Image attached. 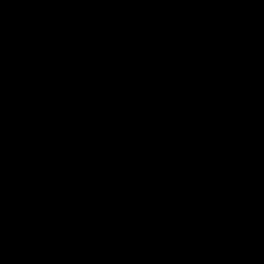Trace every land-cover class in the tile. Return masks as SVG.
<instances>
[{
	"label": "water",
	"instance_id": "obj_1",
	"mask_svg": "<svg viewBox=\"0 0 264 264\" xmlns=\"http://www.w3.org/2000/svg\"><path fill=\"white\" fill-rule=\"evenodd\" d=\"M0 264H264V0H0Z\"/></svg>",
	"mask_w": 264,
	"mask_h": 264
}]
</instances>
